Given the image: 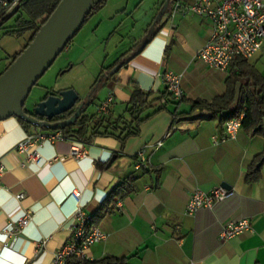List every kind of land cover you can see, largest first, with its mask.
<instances>
[{"label": "crops", "instance_id": "crops-1", "mask_svg": "<svg viewBox=\"0 0 264 264\" xmlns=\"http://www.w3.org/2000/svg\"><path fill=\"white\" fill-rule=\"evenodd\" d=\"M144 1L108 0L65 48L69 66L60 71L87 61L95 75L91 86H62L44 96L72 89L80 100L77 108L94 115L112 94L107 115L126 118L133 88L157 98L166 89L163 75L172 71L180 76L182 98L149 103L138 134L123 145L113 136L96 137L89 145L44 141L36 160L19 153L17 144L26 135L55 131L24 126L14 117L0 121V264H51L71 238L76 208L106 236L88 249L90 261L113 256L127 264H264V162L259 180L245 181L251 162L264 152V130L241 128L234 140L225 139L226 113L193 107L196 100L224 95L228 79L240 69L264 82V46L244 64L212 69L196 57L211 36V22L193 14L170 18L176 0L152 6ZM15 17L3 18L0 29L14 30ZM245 81L234 83L233 106L247 90ZM72 147L83 156H72ZM140 151L147 168L135 170ZM129 178L134 191L103 207L107 195ZM217 187L231 195L186 214L195 190ZM71 189L80 193L78 201ZM25 216L28 224L18 228ZM239 220H248L251 231L220 240L223 226Z\"/></svg>", "mask_w": 264, "mask_h": 264}, {"label": "built area", "instance_id": "built-area-1", "mask_svg": "<svg viewBox=\"0 0 264 264\" xmlns=\"http://www.w3.org/2000/svg\"><path fill=\"white\" fill-rule=\"evenodd\" d=\"M22 0H0V21L10 16L18 8ZM177 14H193L206 19L212 24V33L209 40L198 50L196 57L207 66L216 70H226L236 58L249 59L264 46V0H176L170 11V18ZM166 91L174 101L182 98L180 76L172 71L163 75ZM110 94L99 104L97 113L105 115L113 103ZM243 114L223 123L225 139L234 140L242 128ZM39 129V128H38ZM44 130V129H39ZM67 140L60 131L49 135L40 132L26 135L16 148L19 153L28 159H38L37 149L39 144L48 141ZM216 142L215 139H213ZM160 146V143H157ZM32 150L29 152V150ZM84 151L77 147L71 148V155L78 158ZM144 152L137 155L135 170L146 169ZM3 168L0 165V176ZM231 192L217 187L210 192L195 190L186 205V214L193 215L201 207H211L214 203L228 198ZM70 196L76 201L80 193L70 190ZM23 194L16 198L23 199ZM72 234L68 242L61 246L52 256L51 264H66L69 258L87 259L88 249L105 239V234L92 223L91 217L81 208H76L72 214ZM29 222L25 216L18 222V228H23ZM10 231V230H8ZM251 231L248 220L227 222L220 234L222 241Z\"/></svg>", "mask_w": 264, "mask_h": 264}, {"label": "trees", "instance_id": "trees-1", "mask_svg": "<svg viewBox=\"0 0 264 264\" xmlns=\"http://www.w3.org/2000/svg\"><path fill=\"white\" fill-rule=\"evenodd\" d=\"M108 0H99L89 14L85 17L81 28L85 23L99 11ZM60 0H22L18 8L10 16L15 17L14 30L9 31L7 34H22L24 32L31 33L28 43L32 41L35 33L39 30L41 25L45 22L48 16L56 8ZM5 19V18H4ZM3 19V20H4ZM80 28V29H81ZM80 31V30H79ZM78 31V32H79ZM77 32V33H78ZM71 42V41H70ZM69 42V43H70ZM69 45V44H68ZM67 45V46H68ZM25 46V47H26ZM24 47V48H25ZM22 52V51H21ZM17 53L11 57L9 65L21 53ZM238 62L244 64L245 60L236 58L232 63ZM231 63V64H232ZM8 65V66H9ZM121 67V66H119ZM7 69V68H6ZM5 69V70H6ZM4 70V71H5ZM1 75V74H0ZM242 75V76H239ZM238 78H246L243 86L247 90L242 93L240 101L233 106L234 101V83ZM251 79V80H250ZM150 92H144L138 87H134L130 99L127 103V117H118L111 119L109 115H101L96 113L94 115L86 114V108H81L80 115L72 121L68 126L61 130L55 129L53 131H60L67 140L80 142L89 145L96 137L113 136L120 141L123 145L124 141L130 137L138 134L139 125L145 119L142 117L144 109L149 103L159 102L164 103L166 99H172L170 94L165 89L159 97L152 99ZM173 100V99H172ZM174 101V100H173ZM194 108L211 110L214 113H223L226 115L222 118L223 123L238 117L243 114L242 128L251 129L253 133H260L264 130V82L251 73V70L240 69L238 74L233 73L232 79H228L227 90L224 95L219 96L207 102L205 100H196L193 102ZM162 109V106L158 110ZM77 109H72L63 115L57 116L51 120L53 125H58L71 119L76 113ZM30 115L28 112L24 111ZM31 116V115H30ZM24 126L28 124L22 120H18ZM264 162V152L255 156L250 166L248 167L245 181L247 183L256 182L260 178V168ZM133 178H129L119 186L114 188L106 197L104 206L116 198H123L126 194L134 191ZM102 209V208H101ZM100 209V210H101ZM66 264H127L124 258L113 256H106L99 260H87L80 258H69Z\"/></svg>", "mask_w": 264, "mask_h": 264}, {"label": "water", "instance_id": "water-1", "mask_svg": "<svg viewBox=\"0 0 264 264\" xmlns=\"http://www.w3.org/2000/svg\"><path fill=\"white\" fill-rule=\"evenodd\" d=\"M98 1L60 0L32 41L0 75V121L14 117L39 129L61 130L80 115L81 106L66 122L51 123L55 117L74 109L79 98L72 89L46 96L31 116L24 112V104L32 87L73 40Z\"/></svg>", "mask_w": 264, "mask_h": 264}, {"label": "rangeland", "instance_id": "rangeland-1", "mask_svg": "<svg viewBox=\"0 0 264 264\" xmlns=\"http://www.w3.org/2000/svg\"><path fill=\"white\" fill-rule=\"evenodd\" d=\"M159 0H145L144 6H152ZM84 26V25H83ZM9 27V26H7ZM82 29V28H81ZM80 29V30H81ZM140 29V28H139ZM31 33L24 32L22 34H7L4 29H0V72L7 67L10 63V57L21 52L26 44ZM76 37V35H75ZM73 38V40L75 39ZM73 40L70 44H73ZM70 44L67 46L69 47ZM64 49L62 53L56 58L51 67L45 72V74L37 81L32 87L28 98L24 104L25 110H32L39 104L40 100L45 97L47 91H56L60 87L64 86H91L95 79V75H92V67L86 62H82L79 65H75L71 71L61 73V69L69 66L68 51ZM89 70L86 74L84 70ZM80 100L76 103L74 108H77Z\"/></svg>", "mask_w": 264, "mask_h": 264}]
</instances>
